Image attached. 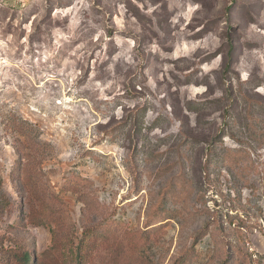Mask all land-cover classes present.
I'll return each instance as SVG.
<instances>
[{"label":"rangeland","instance_id":"374dc122","mask_svg":"<svg viewBox=\"0 0 264 264\" xmlns=\"http://www.w3.org/2000/svg\"><path fill=\"white\" fill-rule=\"evenodd\" d=\"M0 264H264V0H0Z\"/></svg>","mask_w":264,"mask_h":264},{"label":"trees","instance_id":"16d2710c","mask_svg":"<svg viewBox=\"0 0 264 264\" xmlns=\"http://www.w3.org/2000/svg\"><path fill=\"white\" fill-rule=\"evenodd\" d=\"M53 235H54V233H53ZM54 244H55V241L53 240V247H54ZM28 259H29V257H28ZM29 262H31V261L29 260Z\"/></svg>","mask_w":264,"mask_h":264}]
</instances>
